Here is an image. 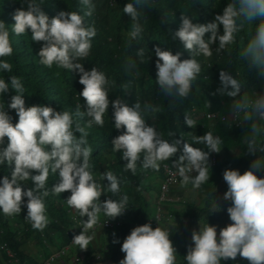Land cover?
I'll return each instance as SVG.
<instances>
[{
    "label": "clouds",
    "instance_id": "9594fccd",
    "mask_svg": "<svg viewBox=\"0 0 264 264\" xmlns=\"http://www.w3.org/2000/svg\"><path fill=\"white\" fill-rule=\"evenodd\" d=\"M22 3L27 4V10L21 7L14 11L11 32L20 36L30 30L31 40L41 43L38 52L41 65L49 69L55 65L80 74L79 83L83 89L79 96L83 98L86 110H81L79 104L74 112L57 111L50 106L26 107L22 79L15 75H10L7 80L0 78V97L10 88L15 90L16 94L11 97L7 108L15 110L18 116L14 124L5 110V103L0 102V166L7 164L11 169L10 175L0 179V211L6 216H14L21 213L22 206L26 207L25 220L31 223L33 229L43 231L49 224L45 204V198L50 195L47 187L49 176L58 174L59 182L51 187V194L71 193L66 199V208L69 216L76 221L77 228L72 243L43 258L42 264H46L61 251L67 253L54 264H92L104 261L98 252L93 257H87L86 251H74L77 247L90 250L89 243L93 236L89 233L98 229L114 230L121 227V221L112 220L123 215L128 208L127 194L119 200L108 198L101 202L100 197L105 194V190L91 171L92 148L88 142L87 129L93 125L104 126V117L111 104L115 129H124L122 134L113 138L112 149L122 153V159L126 161L125 170H130L133 175L137 172L138 164L144 170L158 171L161 162L174 157L179 146L183 145L178 160L172 161L175 170L164 165L166 178L161 184L157 201L149 198L156 202L154 215L134 227L123 240L120 250L124 258L119 264H179L176 248L170 239L173 231L162 227L167 218L170 219L167 207L179 201L174 199L170 190L180 183L181 186L191 184L194 189H200L209 181L210 154L220 153L224 143L222 137L211 131L202 136L192 134L195 144H203L204 148L194 147L183 138L169 142L162 138L163 134L155 127L146 124L144 118L145 113L151 116L159 113L161 109L158 104L146 102L142 106L137 101L129 107L123 99L109 100V91L116 82L110 81L96 67L86 71L80 62L89 57L92 40L97 35L95 26L85 24V18L92 16L95 9L93 0H79L80 11H59L51 18L42 11V2L22 0ZM155 6L156 0H130L124 5L123 13L131 18L127 30L130 43L143 36L142 19L146 21L144 9ZM257 18H264V0H229L223 13L215 15L206 24L193 23L188 14H182L174 38L179 39L191 58L181 60L179 53L173 54L170 50L155 47L156 85L165 96L173 99L188 98L194 81L201 74L202 66L196 57L211 58L213 49L218 55L223 53L236 42L237 34L247 25H252ZM221 25L222 35L219 34ZM206 34H210L208 38H205ZM13 51L10 31L5 22L0 20V71L12 72L13 65L4 58L11 57ZM145 52L146 49L142 48L135 54L140 62H143ZM241 58L257 70L259 77L264 78V19L251 33ZM123 68L125 72L132 73L136 68V60L125 59ZM219 80L221 86L217 92L232 97V103L224 116L219 112L208 113L206 116L211 123L221 118L229 128L233 123L244 126L241 142L245 154L254 159L249 170L243 174L236 169L224 170L222 176L227 191L222 199L231 202L227 208L231 223L218 232L217 226L199 221V230L192 231V243L187 248L184 261L186 264H221L222 261H235L240 257L247 260L248 264H264V177L257 174L264 173V92H242L240 81L223 70L219 73ZM122 87L128 89L129 85L123 84ZM207 105L210 107L208 102ZM210 114L216 117L210 118ZM185 123L189 128L197 125L196 120L187 113ZM169 135L173 136L174 133ZM5 138L6 147L3 146ZM166 167L175 171L173 176L179 178L169 187L166 194L168 200L162 201L163 187L167 180ZM100 178L108 182L107 191L113 195L120 192V182L112 171H105ZM28 180H31L33 187L25 190L23 182ZM215 201L212 213L221 211ZM160 209L165 215L160 223L157 219V227H152L148 222L156 219ZM101 213L112 220L99 221ZM105 222L113 223V227H105ZM113 243L120 241L113 239ZM0 249L7 254L10 264H18L7 243L0 244Z\"/></svg>",
    "mask_w": 264,
    "mask_h": 264
},
{
    "label": "trees",
    "instance_id": "16d2710c",
    "mask_svg": "<svg viewBox=\"0 0 264 264\" xmlns=\"http://www.w3.org/2000/svg\"><path fill=\"white\" fill-rule=\"evenodd\" d=\"M42 2V11L49 18L57 15L59 11H80L79 0H38ZM130 0H93L95 9L92 16L85 18V24L95 26L97 35L92 40V50L87 60L80 61L86 71L96 67L103 71L110 81H115V86L109 91V100L117 98L123 99L129 107L139 101L143 106L146 102L158 104L161 111L155 116L145 113L146 124L155 127L163 134L164 139L171 142L175 139H184L185 142L194 147L204 148L203 144L196 145L192 140V134L197 136L204 135L207 131L222 137L224 143L220 153H211L209 158L210 179L205 182L200 189L192 190L202 198V206L195 208L189 213L184 214L188 223L183 225V233L172 230L170 239L177 251L179 264H186L184 256L187 248L192 243L191 232L194 225L209 223L220 228L226 227L231 223L227 214V208L231 205L230 201L222 199L227 191V184L223 180L225 169H236L241 174L249 170L251 161L254 157L245 154L241 139L245 132V127L235 123L229 128L221 118L213 123L207 118L208 113L219 112L222 116L226 114L228 106L233 98L221 95L217 89L221 86L219 73L221 70L229 72L237 78L242 85V92H264V78L257 75V70L249 66L247 60H242L241 53L246 42L251 38V33L262 22L264 18H257L252 25H247L243 31L237 34L236 42L229 45L227 50L221 54H216L213 49L211 58L197 56L196 59L201 63V74L193 83L192 93L188 98H176L165 96L161 89L156 85V60L155 47L159 46L162 50H170L173 54H180V59H188L190 53L183 47L178 38H174V33L181 24V15L188 14L193 23L206 24L214 19L217 14H222L229 0H156V6L151 9H144L146 21L142 19L144 33L140 40L130 43L127 30L131 25V18L124 14L122 9ZM23 7L27 10V4L22 0H0V20L4 21L10 31V39L13 46V55L4 58L13 65L11 73L0 71V78L9 79L10 75L18 76L22 79L25 87V104L27 106H50L57 111H75L77 104L84 109V100L79 96L83 85L79 83L80 74L77 71H69L56 67L49 69L39 63L38 52L41 43L31 40V32L17 36L11 32V25L14 24L12 15L18 8ZM219 34H223V27L220 26ZM210 34H206L208 38ZM215 47V46H214ZM146 49L143 62L135 56L140 49ZM136 60V68L132 73L124 71L123 63L125 59ZM211 65V67H209ZM128 84V89L122 87ZM229 91L231 88L228 89ZM213 93H216L213 95ZM14 89H9L0 97V102L6 105V111L12 117L15 124L18 116L15 110L7 108L11 97L15 95ZM210 105L208 107L207 105ZM113 108L109 105L108 113L105 114L104 126L93 125L87 129L88 142L92 148L90 164L94 178L105 190L100 201L106 199L119 200L124 194L129 197L126 212L112 220L103 213L100 214L99 221L112 220L121 221V227L116 228L118 238L125 239L130 231L146 222L155 213L156 202H152L147 196L153 193L157 201L160 195L161 184L166 178L164 165H168L173 170L172 161L178 160L182 154L183 145L179 146L178 152L168 161L161 162L158 171L144 170L138 164L135 175L130 170H125L126 161L122 159L121 152H114L112 140L114 137L123 133L124 129L116 130L112 118ZM196 120L195 128H189L185 123V114ZM87 119V118H85ZM84 122L82 121V124ZM169 133H174L170 136ZM7 146V138L5 144ZM237 150L239 154H235ZM207 151V149H205ZM11 169L7 164L0 166V179L5 175H10ZM105 171H112L120 182V192L113 195L107 191V181L101 180V174ZM33 174H36L35 172ZM264 177V173H257ZM195 175V173H193ZM159 178L158 186L153 185V179ZM59 182L58 174H50L48 180V190L50 195L45 198L46 215L49 224L43 231L33 229L31 223L25 220L27 208L22 206L20 214L6 216L0 211V244L7 243L14 253L18 264H42L43 258L48 257L53 251L67 247L72 243L75 236L77 223L69 216L66 208V199L71 195L70 192H63L60 195H52L51 187ZM25 190L33 187L31 180L25 181ZM181 184V183H180ZM176 188V187H175ZM170 193L173 195L174 189ZM139 189V191L137 190ZM219 204L221 211L213 212V205ZM27 198L25 197V203ZM178 201L174 204H179ZM188 206H191L187 204ZM170 219L179 216L178 213H170ZM77 217L81 219L78 215ZM86 219V218H84ZM167 218L166 222H172ZM163 227V226H162ZM35 242L44 247L42 256L30 254L27 243ZM109 251L107 261L93 262L95 264H119L124 258L121 246L113 245ZM90 254L93 257L98 251L90 246ZM5 252L0 249V264H10ZM92 263V264H93ZM221 264H248V261L237 257L235 261H222Z\"/></svg>",
    "mask_w": 264,
    "mask_h": 264
},
{
    "label": "rangeland",
    "instance_id": "374dc122",
    "mask_svg": "<svg viewBox=\"0 0 264 264\" xmlns=\"http://www.w3.org/2000/svg\"><path fill=\"white\" fill-rule=\"evenodd\" d=\"M234 153L237 155L239 154V152L237 150H234ZM158 181L159 178H155L153 179V185L158 186ZM174 194L172 195L174 197V199H179V201H181L179 204H170L167 207V210L170 213H178L179 216H174V218L170 219L172 220V222H166L163 224V227L166 228H170L171 230H174L175 232H179V233H183V225L188 223V219H186L184 217V214L191 212L192 210H194L195 208H199L200 206H202V198L200 195H197L192 188L190 187V184L187 186H181V184L179 186H177L174 189ZM151 196V197H150ZM149 198H152V200H154V194L151 193V195H149ZM187 204L191 205L188 206ZM177 225V228H176ZM193 230H199V224L194 225L192 228ZM113 233H115V237L113 236ZM192 233V232H191ZM89 235L93 236V239L90 241L89 245L92 246V248H94L95 250L98 251L99 254L102 255L104 261H107V259L109 258V251L111 250L110 248L115 245L118 244L119 246L122 245L123 241L122 239L118 238V234L117 231L114 230H102V229H98L94 232L89 233ZM113 239H118L120 241V243H113ZM28 246V251L33 254V255H37V256H42L43 252H44V247H42L40 244H37L35 242H28L27 243ZM52 251L55 250V248L50 247ZM82 251H86L87 254H90L91 252L89 251V248L87 250H80L79 247L76 248V250L74 251V253L77 252H82ZM107 258V259H105ZM92 262V261H91ZM77 264V263H75ZM95 264V263H93Z\"/></svg>",
    "mask_w": 264,
    "mask_h": 264
},
{
    "label": "built area",
    "instance_id": "2783aa9c",
    "mask_svg": "<svg viewBox=\"0 0 264 264\" xmlns=\"http://www.w3.org/2000/svg\"><path fill=\"white\" fill-rule=\"evenodd\" d=\"M209 117L210 118H215L216 115L210 114ZM166 172H167V180H166V183H165V185L163 187V195L161 197V200L162 201H167L168 200L166 194H167V192L169 190V187L171 185L175 184L178 181V178H179L178 176H175L174 177L173 176V173L175 171L169 169L168 167H166ZM164 215H165V212L160 209L159 213L156 216V219L155 220H152V221H149L148 223H150L152 227L153 226L157 227L158 226V221L160 223L162 221ZM157 219H158V221H157ZM104 226L107 227V228H111V227H113V223H111V222H105L104 223ZM66 253H67L66 251H61L57 255L53 256L50 260H48L46 262V264H54L59 258L64 257L66 255ZM65 264H69V263H65Z\"/></svg>",
    "mask_w": 264,
    "mask_h": 264
}]
</instances>
